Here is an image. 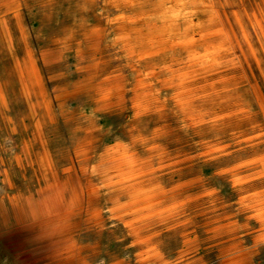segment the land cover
Listing matches in <instances>:
<instances>
[{
    "label": "bare ground",
    "instance_id": "obj_1",
    "mask_svg": "<svg viewBox=\"0 0 264 264\" xmlns=\"http://www.w3.org/2000/svg\"><path fill=\"white\" fill-rule=\"evenodd\" d=\"M20 2L0 0V7ZM102 10L114 31L108 42L121 50L129 77L110 68L103 57L107 41L101 28L83 21L65 34L64 42L74 44L72 54L85 59L78 67L80 77L71 84L47 90L41 69L62 56L54 43L35 51L23 40L22 58L13 59L18 91L39 145L43 184L36 197L21 203L11 195L0 202V210L18 214L23 204L31 222L47 226L57 239L56 257L64 263L86 264L76 233L84 226L101 225L106 215L123 230L121 241L126 243V256L113 257L109 264H169L161 252L160 234L186 227V210L199 201L205 199L207 209L214 206V191L201 188L199 178L183 172L196 158L214 159L228 149L215 136L218 124H231V140L264 143V33L257 29L264 20V0H103ZM245 63L258 72L257 80L248 78ZM74 99L87 105L80 112L82 136L68 164L57 167L42 129L54 120L56 104ZM5 106L0 84V107ZM107 117L127 118L117 129L123 138L103 139L110 130L100 122ZM148 119L153 125L144 131ZM204 123L213 131L211 138L188 142L190 131L199 133ZM31 149L25 144L15 163L30 161ZM257 160L264 161V154ZM100 198L104 205H98ZM211 222L208 238L223 237L228 244L222 250L223 263L234 264L231 222ZM192 235H184L177 258L185 264H198L193 256L198 241Z\"/></svg>",
    "mask_w": 264,
    "mask_h": 264
},
{
    "label": "rangeland",
    "instance_id": "obj_2",
    "mask_svg": "<svg viewBox=\"0 0 264 264\" xmlns=\"http://www.w3.org/2000/svg\"><path fill=\"white\" fill-rule=\"evenodd\" d=\"M102 9L103 0H21L19 6L6 4L5 7H0V84L5 89L6 97V106L0 107V202L12 195L23 203L26 198L36 197V190L43 184V172L36 156L39 145L33 140L34 131L27 105L20 96L12 68L13 59L20 60L23 56L21 45L25 40L35 51L47 48L52 43L62 50L60 60L41 69L50 93L62 86V83L68 85L80 77L78 67L84 64L85 59L75 57L71 51L73 42L70 40L67 43L64 40L65 34L68 36L71 29L81 21L101 28L107 41L103 57L109 67L124 73L126 77L130 76L128 63L121 50L108 42L114 31L110 18ZM17 15L19 18L16 23ZM257 29L264 33V20L259 22ZM244 68L248 78L257 80L258 72L250 68L248 63L244 64ZM84 102L83 99H74L56 104L54 120L42 129L43 140L57 167L68 164L70 152L82 136L80 129L83 121L80 112L87 109ZM199 105L206 106L204 103ZM169 118L170 123L174 122L172 117ZM126 120V117L102 119L101 126L110 130L103 139L123 138L124 135L117 129ZM153 121L145 120L143 130L147 131ZM231 132V124L219 123L215 128V136L228 149L214 159L196 158L191 167L183 172L190 177L199 178L198 185L201 188L213 190L215 202L213 208L207 209V201H199V206L186 210V227L173 228L160 234L161 252L169 264H185L177 258L184 243V235L189 232L198 241V247L193 253L198 264H224L222 250L228 245L226 240L221 237L214 241L207 234L213 218L217 225L231 222L233 226L231 246L234 264H264V161L257 160L259 155L264 154V143L250 145L239 139L231 140ZM246 134L251 136L253 133L247 131ZM212 135L211 127L204 123L199 133L190 131L187 140H209ZM25 144H31L32 163L25 161L19 166L14 159L23 156ZM173 147L177 145L171 144V148ZM229 168L231 170L227 171ZM80 178L87 181L85 176ZM104 204V198H100L98 205ZM5 213L0 210V264H68L56 257L57 239L49 228L33 224L23 204L18 214L11 211ZM108 220L104 215V224L101 223L98 228L84 226L76 233L79 235L78 243L83 247L82 256L86 264H109L114 258L126 256V243L121 241L124 232Z\"/></svg>",
    "mask_w": 264,
    "mask_h": 264
}]
</instances>
